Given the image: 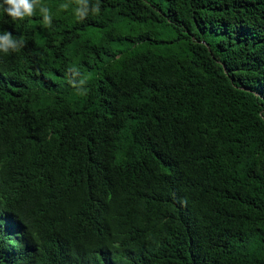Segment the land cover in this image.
I'll use <instances>...</instances> for the list:
<instances>
[{
	"label": "trees",
	"instance_id": "16d2710c",
	"mask_svg": "<svg viewBox=\"0 0 264 264\" xmlns=\"http://www.w3.org/2000/svg\"><path fill=\"white\" fill-rule=\"evenodd\" d=\"M41 2L0 10V264H264V0Z\"/></svg>",
	"mask_w": 264,
	"mask_h": 264
},
{
	"label": "clouds",
	"instance_id": "9594fccd",
	"mask_svg": "<svg viewBox=\"0 0 264 264\" xmlns=\"http://www.w3.org/2000/svg\"><path fill=\"white\" fill-rule=\"evenodd\" d=\"M75 4L74 14L79 20L86 19L89 14L94 16L100 14V0H96L95 3H91V0H75ZM70 7V3L60 5V8L63 10H68ZM37 9L42 16L43 24L51 27V11L41 0H0V10L10 17L13 23L32 17ZM23 46V41L14 37L10 32L4 31L0 34V53L5 55L15 53ZM86 83L87 81L81 80V86L71 85L77 92L86 93Z\"/></svg>",
	"mask_w": 264,
	"mask_h": 264
},
{
	"label": "rangeland",
	"instance_id": "374dc122",
	"mask_svg": "<svg viewBox=\"0 0 264 264\" xmlns=\"http://www.w3.org/2000/svg\"><path fill=\"white\" fill-rule=\"evenodd\" d=\"M119 48H123V47L121 46V47H119Z\"/></svg>",
	"mask_w": 264,
	"mask_h": 264
}]
</instances>
